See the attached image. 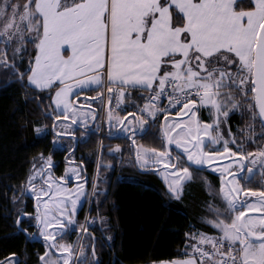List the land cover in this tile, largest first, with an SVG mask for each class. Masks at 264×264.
Masks as SVG:
<instances>
[{"label":"snow or ice","instance_id":"snow-or-ice-1","mask_svg":"<svg viewBox=\"0 0 264 264\" xmlns=\"http://www.w3.org/2000/svg\"><path fill=\"white\" fill-rule=\"evenodd\" d=\"M14 41L13 57L33 45L27 80L38 89L54 90L51 99L67 119L85 115L72 97L90 88L106 87L109 103L115 96L117 107L131 95L126 89H146L149 95L141 93L145 103L138 111L153 123L163 116L162 148L138 147L136 159L141 168L162 167L171 194H180L192 179L181 163L212 167L218 157L227 160L216 167L225 208L210 203L216 218H204L219 235L186 233L195 242H186L181 257L154 264H264V189L241 184L254 170L264 180V146L249 152L230 130L229 138L220 131L230 111L241 107L237 96L251 101L243 106L264 125V0H250L249 7L239 10L237 0H0V42L11 47ZM11 67L18 71L14 63ZM93 99L104 96L98 93ZM162 100L167 104L160 107ZM205 107L211 122L199 118L198 109ZM107 115L133 137L146 131L143 115L135 122H125L111 109ZM173 145L180 156H173ZM208 145L221 147L222 153L205 151ZM69 171L80 179L76 169ZM64 182L65 176H52L50 157L39 169L34 165L28 177L37 200L35 219L48 249L40 257L43 264L78 260L72 245L58 243L56 236L75 223L73 214L86 193L84 182L75 191ZM51 250L61 255H50Z\"/></svg>","mask_w":264,"mask_h":264},{"label":"trees","instance_id":"trees-1","mask_svg":"<svg viewBox=\"0 0 264 264\" xmlns=\"http://www.w3.org/2000/svg\"><path fill=\"white\" fill-rule=\"evenodd\" d=\"M13 1L20 4L26 2ZM249 6L250 0H237L238 10ZM28 48V52L18 54L13 60L12 46L0 42V49L6 50L0 53V60L6 59L9 62L0 63V263L12 259L16 260L17 264H43L40 257L45 253L44 242L36 237L37 226L27 225L23 220L22 224L30 229L27 232L21 230L17 224L18 208L22 202L26 211H35L34 197L29 196L26 190L31 169L34 164L39 163L38 157L45 155L52 158V172L56 177H60L68 155L74 153L89 170L91 181L98 152L95 130L98 118L94 124L84 128L86 131L89 128L95 130L90 131L85 138L80 137V127L75 130L77 144L71 138L67 139L55 133L56 117L63 115L53 108V91H37L29 85V73L26 69L29 59L35 56V49L31 43ZM13 63L18 71L11 67ZM19 73H24L23 79L19 77ZM128 92H131V95H126L125 106L119 111L123 118L127 117L128 113L139 116L138 108L145 103L141 93L144 96L149 95L146 89H131ZM98 93L101 94L99 89L87 90L77 94L74 99L79 104L91 105L99 115L100 100L93 99ZM85 97L92 101L85 100ZM236 99L240 101L241 107L230 111L229 118L221 124L220 131L225 138H229L230 130L237 144L242 143L247 151L254 153L264 146V135H261L264 129L258 115L253 119L252 112L243 106L251 101H245L240 96ZM209 111L204 109V115ZM162 120L151 123L146 131L131 138L107 132L102 138L100 167L92 208V213L97 218L92 235L96 240L95 254L98 264H148L181 257L187 242L186 233L211 230L197 222L202 204L210 198L207 189H213L217 193L220 189L219 181L214 183L218 173L208 169L209 166L199 168L205 170L207 175L201 177L202 181H195L189 186L183 202H170L156 186L143 180L130 182L119 178V175L126 171L144 174L137 164L132 147L142 145L148 148H162L159 131ZM207 120L205 117V121ZM38 127L40 132L36 131ZM55 136H60L65 142L55 146ZM118 144L122 145L124 152L132 158L130 164L123 161L117 163L118 157L106 151L105 155H102L104 148ZM229 146L233 147L234 151L237 150L231 141ZM207 147L213 152L222 151L217 145ZM109 161L113 162V165H109ZM152 179L157 182L156 178ZM209 181L211 188L207 186ZM28 219L33 220L32 217ZM93 237L88 238L84 254L78 258L79 262L81 260L79 264H95L92 253Z\"/></svg>","mask_w":264,"mask_h":264},{"label":"rangeland","instance_id":"rangeland-1","mask_svg":"<svg viewBox=\"0 0 264 264\" xmlns=\"http://www.w3.org/2000/svg\"><path fill=\"white\" fill-rule=\"evenodd\" d=\"M11 2L12 3H16V2H14L13 0H11ZM14 47H15V41L13 42V45H12V59L13 60H15L17 57H18V55L16 56V57H13V49H14ZM103 90L104 91V88H91V89H88V90ZM131 90V89H130ZM87 91V90H86ZM127 95V94H126ZM78 105V104H77ZM78 108H80V109H82L83 110V112H84V117L86 118V119H89L90 117H91V114H92V110L88 107V106H85V104L84 103H82V105L81 106H77ZM141 115H143V113H141L140 112V116ZM114 116H116L115 114H114ZM119 116V115H118ZM119 117H121V119L123 120V117L122 116H119ZM127 119H132L133 120V122H135V117L134 116H132V117H127L126 119H125V122L127 121ZM203 121V120H202ZM76 123V122H75ZM77 124V123H76ZM115 124V126L114 127H116L117 125L118 126H120L121 127V129L124 127V124H121V123H117V122H115V120H114V122H113V125ZM56 133H57V135H61L62 133H63V131H64V129H65V124L64 123H62V122H60L59 124H57L56 125ZM70 130H73V129H71V128H69V131ZM125 132H122L121 133V135H123ZM213 134H215V133H213ZM85 135H86V133H82L81 134V136L82 137H85ZM53 142H54V144H55V146H59V145H61V144H63L64 142H65V140L64 139H61V137L60 136H55L54 138H53ZM117 146H119L118 148H117ZM145 146H140L139 148H140V150L142 151V149L144 148ZM172 147V151L174 152V155H177V156H180V150H178L176 147H175V145H173V146H171ZM105 151L108 153V154H113V155H116L117 157H118V159H117V163L119 162H124L125 164H130L131 162H132V158L131 157H128V155L126 154V152H124V147L122 146V145H120V144H118V145H115V146H113V147H109V148H104V152H102V155L104 156L105 155ZM205 151H208L206 148H205ZM106 153V154H107ZM219 153H222V151H220ZM47 158H49V157H47V156H45V155H40L39 157H38V162L39 163H36V164H34L35 165V167L37 168V169H39L40 167H41V165L42 164H44V162H45V160L47 159ZM230 159V158H229ZM213 163H215V164H213V167H210L209 169L211 170H216V167H219V166H223L224 164H226L227 163V160L226 159H224L223 158V156H221V157H218L217 159H215L214 161H213ZM51 164H53V161H52V158H51ZM124 164V165H125ZM33 165V166H34ZM109 165H113V162H111V161H109ZM155 166V165H154ZM204 166H207V165H203V166H199V167H196V168H200V167H204ZM99 167H100V164H99ZM99 167H98V170H99ZM148 167V166H147ZM147 167H145L144 169H143V173L144 174H139V173H137V172H135V171H126V172H124V173H121L120 175H119V178L120 179H122V180H125V181H130V182H138V181H141V180H143V181H145L146 183H148V184H151V185H154V186H156L161 192H163L164 194H165V196H166V198L167 199H169L170 201H177V202H183L184 200H185V198H186V195H187V193H185V192H187V190L186 191H184V189L186 188V187H188L189 186V183H188V181L187 182H185L184 184H183V190H182V192L180 193V194H178V195H173V194H171L170 193V191H169V189L167 188V182L165 181V179L163 178V176L161 175V171H162V167L161 168H157V170H156V173H157V175H158V177L159 178H157L158 180H157V182L156 181H154L152 178L153 177H155V172H153V175H150V173H146V170H148L147 169ZM67 171H69L70 169H76V171L79 173V168H78V166H77V164H75V163H71L70 165H68L67 166ZM95 169H97V165H96V167H95ZM233 171H235V169H233ZM32 172H33V167H32V169H31V173H30V175L32 174ZM218 173V172H217ZM219 174V173H218ZM68 175H72V176H74L75 177V173H67L66 174V177L68 176ZM219 176H220V174H219ZM220 178H221V176H220ZM230 179V178H229ZM159 180H161V182H159ZM37 184H40V182H39V179H37L36 180V185ZM162 184H163V186H162ZM241 184H242V181H241ZM207 186H209L210 188H211V185H210V183L207 185ZM37 188H39L38 186H37ZM85 188H86V186H84V191H85V195L84 196H81V198H80V201L78 202V204H77V209L79 208V207H81L84 203V207H86L87 206V204H88V201H90V198H87V196H90V193H91V190H85ZM91 188V187H90ZM28 193H29V195H31V196H33V197H35L34 195H32L31 194V190L27 187V190H26ZM207 191L210 193V198L209 199H207V200H205V202L202 204V206H201V208H200V212H199V214L197 215V222L198 223H202V225L204 226V227H208V228H213L211 225H209L208 223H206L205 222V219L204 218H210V219H215L216 217H215V214L212 212V211H210L209 210V207H208V205L211 203V204H213V205H215L216 207H219L220 209H224L225 208V205H223L222 204V202L220 201V199H219V197H217V192H215L213 189L212 190H208L207 189ZM88 193V194H87ZM87 198V199H86ZM34 200H36V197H35V199ZM37 201V200H36ZM35 205V207H36V205H37V202L34 204ZM18 211H19V216H18V218H17V221H19V223H17L18 225H19V228L21 229V230H24V231H27V232H29V227H26V225H23L22 224V221L23 220H25V223L27 224V225H33V226H37V228H38V231H39V226L37 225V221H36V219H35V217H36V213H37V209L35 210V212H28V211H26L25 210V206H24V203L22 202L21 204H20V207L18 208ZM192 213H194V215L195 214H197L196 212H192ZM29 217H32L33 218V220H30V219H28ZM27 219V220H26ZM225 219H227V217H225ZM214 230L211 232L213 235H219V232L215 229V228H213ZM40 232V231H39ZM192 234V233H191ZM195 241L194 240H188L187 239V243H189V244H191V243H194ZM4 264H14V261H7L6 263H4Z\"/></svg>","mask_w":264,"mask_h":264},{"label":"flooded vegetation","instance_id":"flooded-vegetation-1","mask_svg":"<svg viewBox=\"0 0 264 264\" xmlns=\"http://www.w3.org/2000/svg\"><path fill=\"white\" fill-rule=\"evenodd\" d=\"M204 109H208L207 107L205 108H201V109H198V115H199V118L203 121H205V117L208 118V122H210L209 120H211V117L209 115V112L206 113V116L204 115ZM209 110V109H208ZM205 116V117H204ZM261 123V122H260ZM262 125V124H261ZM206 149L208 151H210V147H206ZM220 152V151H218ZM255 153V152H254ZM172 154L173 156H177V155H174V152L172 151ZM68 159H66L67 163L65 164V167H64V170L62 172L61 175L59 176H65V182H64V185L69 188V189H72L73 191H75V189L80 185L81 182H84V186H86L85 190H88L89 191V182H90V179H89V170L84 166L83 162L78 159V157L76 155L73 154H69ZM183 160V158H182ZM71 163H75L77 164L78 168H79V176H80V179H76L74 176L72 175H68L66 177V174L67 173H71V171H67V166L70 165ZM179 166H187L190 170V172L192 173V179L188 182L189 183V186L192 185V183H194L195 181L197 182H200L202 181L201 177H204L206 176L207 174L205 173V170H202V169H199V168H196L194 167L192 164L190 163H187V162H183L181 163ZM53 167V165H52ZM147 167V166H146ZM144 169V168H143ZM148 170H146V173H150V175H153V172H151V170H154V166H151V167H147ZM157 169V168H156ZM149 171V172H148ZM247 172V169H245V173ZM255 174L252 176V178L250 180H241L242 181V185H244L245 187H251L253 189H257L258 188V174H259V171L258 170H254ZM52 176L54 178H59V177H56L54 175V173L52 172ZM217 177H215L214 179V183L216 182V180L219 181V185H220V176L219 174L217 175ZM155 178V177H154ZM207 178V177H206ZM157 179V178H156ZM158 180V179H157ZM40 182V181H39ZM159 182H161L159 180ZM162 183V182H161ZM210 183V181H209ZM38 187H41L42 184L40 182V184H37ZM163 186V184H162ZM164 187V186H163ZM187 193V192H185ZM88 194V193H87ZM31 196V195H30ZM87 199V198H86ZM85 204V203H84ZM84 204L79 207L76 212L73 214V219L75 221V223H73L72 225L69 226V229L66 231V233L62 234V235H57L56 236V240L58 243H62V244H71L72 245V252L74 250V247H75V244H76V241L79 237V229H78V225L80 223V220L82 219V216H83V210H84ZM34 212V211H33ZM55 215V213H54ZM55 227V224L53 225ZM38 234L36 235L37 238L39 239H42V241L44 242V250L45 252L48 251L47 249V246H46V241L44 239V237L40 234V232L37 230ZM93 233V232H92ZM88 234L86 235L85 237V242H84V245H83V250L85 249V245L87 243V240L89 237H93V235ZM93 239H95L93 237ZM94 244V243H93ZM96 246V245H95ZM92 253H93V246H92ZM50 255H53V256H56V257H59L61 255V253H58L56 252L55 250H51L50 252ZM81 255V254H80ZM94 256V254H93ZM15 262V261H14ZM81 262V260H80ZM79 261L77 262V264L80 263ZM94 263H96L94 261Z\"/></svg>","mask_w":264,"mask_h":264},{"label":"built area","instance_id":"built-area-1","mask_svg":"<svg viewBox=\"0 0 264 264\" xmlns=\"http://www.w3.org/2000/svg\"><path fill=\"white\" fill-rule=\"evenodd\" d=\"M103 96H104V100H102V111H101V115H100V120H99V130H100V134L102 135V133L105 130V119H106V108L108 106L109 100H108V96H107V92H106V87L104 88L103 91ZM123 103H121L118 107L116 106V99L115 96H113L112 100H111V108L113 110H118L121 108ZM165 104H167L166 100H162L161 104L159 105L160 107H163ZM174 114V113H173ZM162 117V115L160 116ZM159 117V118H160ZM263 185H264V180H262ZM92 193L90 196V201L88 202L86 208H85V212H84V216H83V220L80 224V231H79V241L77 243V251L79 250V247L81 245V242L83 241V238L85 236V234L91 230H93L95 224H96V218L92 215ZM87 220V223H86ZM86 229V231H85ZM76 258V256H75Z\"/></svg>","mask_w":264,"mask_h":264},{"label":"crops","instance_id":"crops-1","mask_svg":"<svg viewBox=\"0 0 264 264\" xmlns=\"http://www.w3.org/2000/svg\"><path fill=\"white\" fill-rule=\"evenodd\" d=\"M68 53H65V55H67ZM28 83H29V81H28ZM29 85L32 87V88H34L35 90H37V91H47V90H42V89H38L37 87H35L34 85H31L30 83H29ZM57 86H59V85H57ZM94 88H100V87H93V89ZM91 89V88H90ZM75 91V90H74ZM77 94H79V93H77ZM77 94H75L73 97H72V99H73V102H74V104H75V96L77 95ZM53 95H54V90H53ZM52 104H53V108H54V110L58 113V114H62L63 116H65L59 109H57L56 107H55V105H54V102L52 101ZM113 115H114V113H113ZM116 116H118L117 114H115ZM93 119V115L91 114V117L89 118V119H86L84 116L83 117H81V116H77L73 121H74V124H79V126H81V127H84L86 124H88L91 120ZM76 122V123H75ZM112 122V126L114 127L115 126V124L113 125V122H114V120H112L111 121ZM116 122V121H115ZM64 124H65V129H64V131L66 132L67 131V133H70V132H72V130H70L69 131V128H71L72 129V123L71 122H68V123H66V122H63ZM148 122H146V128H147V126H148V124H147ZM72 124V125H71ZM122 132V131H121ZM124 134H127V133H124ZM129 135V134H128ZM133 152L134 153H136V150H133ZM151 166H154V165H148V167H151ZM156 166H154V171L153 172H155V178H159L158 177V175H157V173H156ZM161 181V180H160ZM189 182V181H188ZM189 188V186L188 187H186L185 189H184V191H186L187 189ZM217 195H219V194H217ZM170 202H172V201H170ZM202 224V223H201ZM203 226V225H202ZM204 227V226H203ZM206 229H207V227H206ZM211 229V228H210ZM214 229L212 228L211 230H196V231H194L193 233H198V232H205V233H208V234H212L211 232L213 231ZM160 261H163V260H160ZM154 262H158V261H154ZM154 262H151V263H148V264H154Z\"/></svg>","mask_w":264,"mask_h":264},{"label":"water","instance_id":"water-1","mask_svg":"<svg viewBox=\"0 0 264 264\" xmlns=\"http://www.w3.org/2000/svg\"><path fill=\"white\" fill-rule=\"evenodd\" d=\"M75 103L77 104V100H75ZM259 117V116H258ZM95 119H96V116H95ZM259 119H260V117H259ZM58 120H56V122H57ZM260 122H261V119H260ZM262 124V123H261ZM263 126V128H264V125H262ZM55 128V127H54ZM110 129H111V124H110V122H109V125H108V132H110ZM71 137H73L74 138V140H75V142H76V144H77V138L75 137V136H73V135H71ZM37 201L35 200V203H36ZM36 208V207H35ZM37 209V208H36ZM95 245H96V240L94 239V244H93V246H94V252H93V254H94V261L96 262L95 264H98V260H97V257H96V255H95ZM0 264H3L2 262L0 263ZM16 264H17V262H16Z\"/></svg>","mask_w":264,"mask_h":264}]
</instances>
